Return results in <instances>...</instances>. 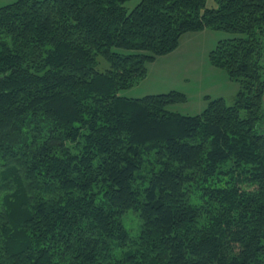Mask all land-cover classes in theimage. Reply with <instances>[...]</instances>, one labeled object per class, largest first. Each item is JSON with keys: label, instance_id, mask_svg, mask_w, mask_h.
Here are the masks:
<instances>
[{"label": "trees", "instance_id": "16d2710c", "mask_svg": "<svg viewBox=\"0 0 264 264\" xmlns=\"http://www.w3.org/2000/svg\"><path fill=\"white\" fill-rule=\"evenodd\" d=\"M129 1L0 7V264H264V0ZM203 31L233 104L119 96Z\"/></svg>", "mask_w": 264, "mask_h": 264}, {"label": "rangeland", "instance_id": "374dc122", "mask_svg": "<svg viewBox=\"0 0 264 264\" xmlns=\"http://www.w3.org/2000/svg\"><path fill=\"white\" fill-rule=\"evenodd\" d=\"M14 1L0 0V7ZM138 2L139 0H131L126 2L124 7L131 11ZM206 7L216 8L214 0H207ZM195 34L182 36L176 50L156 58L152 65H147V78L133 88L119 92V96L138 99L176 91L184 94L187 100L183 104L170 106L167 110L190 117L199 115L205 109L207 95L223 96L228 105L233 104L239 90L238 84L229 80L223 70L215 69L218 74L213 75V68L208 61V54L216 43L231 38L232 35L221 31H203ZM107 68L108 64L100 59L98 70L104 71ZM15 206L20 210L19 204ZM124 224L133 234L138 231L139 222L130 213L125 215Z\"/></svg>", "mask_w": 264, "mask_h": 264}, {"label": "crops", "instance_id": "0c3cea01", "mask_svg": "<svg viewBox=\"0 0 264 264\" xmlns=\"http://www.w3.org/2000/svg\"><path fill=\"white\" fill-rule=\"evenodd\" d=\"M38 1H41V0H38ZM14 2H16V0L14 1ZM14 2H8L7 4H4L3 6H6V5H8V4H11V3H14ZM3 6H1V7H3ZM193 34H195V33H193ZM187 35V34H186ZM195 35H197V34H195ZM182 38V37H181ZM163 57V56H162ZM159 58H161V57H158V59ZM156 61V60H155ZM155 61L154 62H152V63H150L151 65L153 64V63H155ZM150 64H148V65H150ZM263 65H264V59H263ZM211 68H213L212 66H211ZM216 68H213V69H211V71H212V74L213 75H216V74H218V73H216V72H218V71H214ZM226 76H227V74H226ZM228 77V76H227ZM146 78H147V76H146ZM229 79V78H228ZM207 97L208 98H210V99H216V98H223V99H225L223 96H215V97H213V96H211V95H207ZM206 99V98H205ZM262 107L264 108V94H263V96H262Z\"/></svg>", "mask_w": 264, "mask_h": 264}]
</instances>
